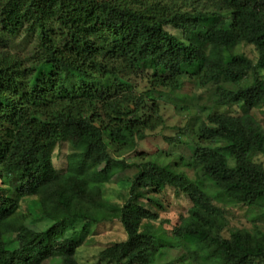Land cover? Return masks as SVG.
<instances>
[{
    "label": "trees",
    "instance_id": "trees-1",
    "mask_svg": "<svg viewBox=\"0 0 264 264\" xmlns=\"http://www.w3.org/2000/svg\"><path fill=\"white\" fill-rule=\"evenodd\" d=\"M242 44L256 55L236 52ZM187 80L212 90L213 106L197 105L207 117L170 139L190 135L193 152L136 159L165 124L162 88ZM224 106L243 109L236 122ZM60 143L70 146L62 169L50 152ZM259 154L264 0H0V264H80L90 226L114 221L127 239L102 261L154 264L164 226L151 206L165 208L157 195L169 188L191 202L170 232L186 264H264ZM113 182L129 189L125 203L103 198ZM237 208L250 226L231 228Z\"/></svg>",
    "mask_w": 264,
    "mask_h": 264
},
{
    "label": "rangeland",
    "instance_id": "rangeland-1",
    "mask_svg": "<svg viewBox=\"0 0 264 264\" xmlns=\"http://www.w3.org/2000/svg\"><path fill=\"white\" fill-rule=\"evenodd\" d=\"M174 31V30H173ZM153 44L158 50H162V46L166 44V39L159 34H156L153 38ZM236 52H243L251 57L256 55L251 45L242 44L236 48ZM143 58L144 55L139 56ZM138 57H135V59ZM141 89H147L150 87L148 79H142L140 82ZM165 95L162 96L161 110L165 118V124L161 125L156 131L150 134V137L140 144L136 159L139 160H151L157 159L159 162H170L171 158H174L175 154L189 155L194 150V141L190 135H182L180 143L172 142L173 138H176L181 131L186 133L190 132V129L196 124V118H206L208 110L202 111L199 106L211 105L210 92L211 88H200L196 86L192 81H185L183 87L180 90L170 91V89L163 87ZM180 97H184L181 99ZM189 105L192 107L190 111L185 109L184 106ZM239 106H224L217 107V110L230 116L233 122L238 120L239 111L243 109ZM216 110V109H215ZM260 115V114H259ZM191 122L192 124L188 123ZM221 144V141H219ZM223 144V143H222ZM70 150L68 143H60L56 148L51 149L53 160L55 165L62 169L66 165V156ZM165 153L168 155L166 156ZM256 160L264 165V154L256 156ZM190 176H194L195 170L189 168L183 169ZM200 171V170H198ZM164 202L165 208L151 206L155 212H159L161 220L156 222L157 226H164L161 230L160 237L157 241L160 250L156 255L154 264H186L188 258L184 254V250L177 245V241L170 235L171 229L180 220V217L185 214L190 207L191 202L183 194H176L173 189L169 188L166 192L157 195ZM103 198L112 203L123 204L128 198H130V191L126 186H120L118 183H108L103 190ZM141 202H144L149 206L146 198H141ZM147 202V203H146ZM169 220V222H162V220ZM230 226L232 229L250 226L248 223L246 211L241 208H237L230 215ZM32 226L39 229H43L48 226L47 222H35ZM161 228V227H160ZM166 230L165 232L163 230ZM91 234L88 236L84 244H82L76 253V257L80 264H106L102 261L100 253L114 243H119L127 239V234L124 226L120 221H114L111 223L95 224L90 226ZM168 232V233H166ZM228 234V232H227ZM185 257L182 258L181 256ZM43 264H58L57 262L46 260Z\"/></svg>",
    "mask_w": 264,
    "mask_h": 264
}]
</instances>
